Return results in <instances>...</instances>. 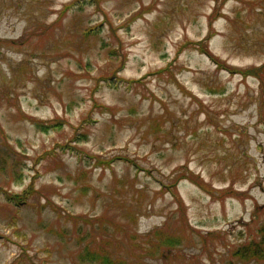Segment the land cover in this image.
Masks as SVG:
<instances>
[{
	"label": "rangeland",
	"instance_id": "rangeland-1",
	"mask_svg": "<svg viewBox=\"0 0 264 264\" xmlns=\"http://www.w3.org/2000/svg\"><path fill=\"white\" fill-rule=\"evenodd\" d=\"M73 1L0 0V264H264V0Z\"/></svg>",
	"mask_w": 264,
	"mask_h": 264
},
{
	"label": "trees",
	"instance_id": "trees-1",
	"mask_svg": "<svg viewBox=\"0 0 264 264\" xmlns=\"http://www.w3.org/2000/svg\"><path fill=\"white\" fill-rule=\"evenodd\" d=\"M88 1L91 3L97 2V0H88ZM83 3H85V0H84V2H83V0H75L69 4L64 5V9L72 11L74 8L78 7V4H83ZM91 29H93V28L88 29V31H90ZM87 33H89V32H86V34ZM201 49H203V52L205 54H207L210 58H212L211 57L212 55L210 54V52L207 48H204V46L202 45ZM122 62H123V60H122ZM122 66H123V64H121V67ZM103 79L106 80V76H103L102 80ZM29 118L36 123L37 119L34 116H29ZM85 120L86 119H83L81 121V127H83ZM60 125H61V121L50 122L49 127H46V128H55V127H58ZM82 138H84V134H83V136L81 134V135H77V136L73 137V140H81ZM43 156L41 158H43ZM116 158L130 162L133 165L135 164L134 160L130 159L129 157L116 156ZM33 179H36V177L34 176ZM179 179L180 178L176 179L173 184H170L168 187H166V189H164L167 192H169L173 198H176V197L178 198V195L176 193V185H177V182ZM33 186H34V184H31V186L27 190H25L22 194H20V193L10 194L9 197L7 196V200L12 202V203L15 202V204L13 203L14 205L31 204V203H29V199L31 198V196L34 193L38 192V190H35ZM217 191L220 192L221 194H223V193L229 192V189L228 188H220ZM177 200L179 201V204L182 205V201L179 198ZM178 211H182V213L184 214L182 206H180V209ZM163 228L164 227H160L158 229H155V235L158 237V244L164 245L167 248H171L176 243L179 242L180 237L177 235L174 236V235L166 232ZM259 230H260L259 231L260 232V238L257 241L248 242V243L242 244V245L240 244V245H238L237 248L231 249L229 251V254L236 257L239 261H243V260L247 261L251 258H255V259L264 258V223L261 225ZM99 238L100 237L96 238V236H94V240H99ZM149 241H151V240L148 239V241H147L148 245H150ZM88 247L89 246H86L85 248L88 249ZM148 247L149 246H147V249H148ZM77 256L80 259V261H84V260H88L90 262L98 261L100 264H123L121 261L114 262L111 259L110 255L108 256L107 254L99 253V251H97V250H91L89 252L88 251L80 252V253H78Z\"/></svg>",
	"mask_w": 264,
	"mask_h": 264
}]
</instances>
